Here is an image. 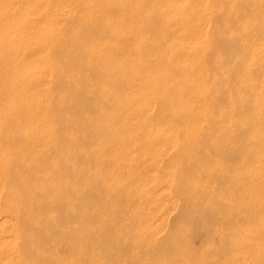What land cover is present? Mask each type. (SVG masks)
<instances>
[{"label":"bare ground","instance_id":"bare-ground-1","mask_svg":"<svg viewBox=\"0 0 264 264\" xmlns=\"http://www.w3.org/2000/svg\"><path fill=\"white\" fill-rule=\"evenodd\" d=\"M213 147L232 163L244 155L247 184L232 183V163L206 164ZM194 163L236 187L201 180L205 198ZM129 164L151 171L143 181L135 169L136 189L128 173L134 193L125 180L120 190L133 196L110 182L113 193L103 169ZM110 221L147 252L173 249L175 264L190 261L186 235L204 222L220 250L208 237L194 255L264 264V0H0V264L116 262L99 249L100 233L116 237ZM60 243L69 257H55Z\"/></svg>","mask_w":264,"mask_h":264},{"label":"rangeland","instance_id":"rangeland-1","mask_svg":"<svg viewBox=\"0 0 264 264\" xmlns=\"http://www.w3.org/2000/svg\"><path fill=\"white\" fill-rule=\"evenodd\" d=\"M211 141L216 142V140H211ZM220 142H221V141H220ZM220 142H219V141L216 142V143H218V145L216 144L217 147H219V146L222 147V146H223V142H222V143H220ZM219 144H220V145H219ZM217 147H213V148H215V149L217 150V153L215 152V149H213V151H214L215 153H214L211 149H210V150H211V153L209 152L210 150H209L208 152H205V153L203 152V153H202V157H204V159L206 160V164H207V163H213L214 160H215V162H216V159H218V161H220V163L222 162V163H221V166H222L223 164H224V165H223L224 167L227 166L228 164L230 165V164L233 162V160L229 162V160H230V158H231V156H232V155L230 154V151L226 149L227 152L224 153V152H223L224 150L221 151V150H219ZM220 151H221L222 153H221ZM218 152H219V153H218ZM228 152H229V154L231 155V156L229 155V159H228V154H227ZM207 154H208V155H207ZM209 154H210V155H209ZM90 157H92V156H90ZM243 157H244V155H241V156H240L241 161L238 160V161H237L238 163H237V162H236V163L234 162L235 164L232 163V164H231L232 166L230 167V168H231V171H230V172L233 173V176H234V174L236 173V174H235V176H236L235 178L237 179V180H236V179H235V180H232V181H233L232 183L237 184V186H238L237 188H239V189L242 187L243 184H244V185L247 184V181H245V179H243V181H245L246 183H245V182H244V183L241 182V181H242V178H241V177H243V176H241V175H243V174H241L242 172H241V171L239 170V168H238V167H240V166H239L240 164L242 165L241 162H243V161H242ZM109 158H110V157H109V155H108V157H107L106 160H108ZM197 158H200L199 155L197 156ZM91 159H92V158L89 159V157H88V159H87V160L89 161V164H90V165H89V171L91 170L90 172L94 173V172H96V171H95L96 168H95L94 165L92 164L93 159H92V160H91ZM190 159H191V158H190ZM238 159H239V158H238ZM202 160H203V159H202ZM88 161H87V163H88ZM91 161H92V162H91ZM208 161H209V162H208ZM239 162H240V163H239ZM107 163H108V162H107ZM237 164H238V165H237ZM92 165H93V167H92ZM132 165L135 167L134 164H129V166L126 165V166L124 167V169L119 168V170H121V174H119V175H117V174L119 173V172L116 171L117 169L113 170V168L111 169V166H110V167L108 166L107 171H106V168L103 169L104 172H105V174H107L106 176H109V177H108L109 179H110V177H115V179H114V180H113V179H110L111 181H109L108 178L105 177V178H106V179H105L104 176H103V179H101V178H102V177H101L99 181H100L101 185H103V186L101 187V185H100V189H102L103 187L106 186V185H104V184H105V180H106V182H107V180H108L110 185H111V183H112V184L115 183L114 185H116V186H115L116 188H117V184L119 185V183H120L121 186L119 185L118 190L116 189L118 193H119L120 187H123V186H124L125 188H126L127 186H130V187H129V189L131 188V189H130V190H131L130 192L134 193L133 190H135L137 187H141V186L143 185L144 182H142V180L144 181V179L147 177V174H149L151 170H148V169H146V168H144V167L141 168V166H139V165H138V166H139V167H138L139 169H138L137 166H136V168L138 169V170H137V169L134 168ZM191 165H193V167L190 169V171H192V169L194 168V169H193V170H194V171H193V175H194V177L190 178V177L193 176V175L188 173V174H189V177H187V179L190 178L189 180H191V183H192V184H194V180L196 181V184H198V185L201 184L202 187H201V185H200V186H199V187H201L200 189L203 188V186H204L203 183H206V182L210 183L211 181H212L211 185H213V187L216 186L215 184H219V185H217V186L220 187V189H218V192H219V193H222V194H224L225 191H226V190L224 191V189H225V188H224V184H225L226 186H227V185L232 186V187L235 186V185L230 184L231 181H230V183L228 184V182H229V180H231V178H230V179H228V178L224 179V177H227V176H224L222 173H221V175H223V179H224L225 181H227V180H228V181H227V183H225V181H224V183H223V181H222L223 185L220 186L221 180L218 179V178H221L222 176L219 177V175L217 174V171H214V172L216 173V175H218V176H217L218 178L215 177V175H214L215 173H214V172L211 171V174H210L208 171H206L207 169L204 167V165H202V167H200V168H198L199 166H197L196 163L191 164ZM236 165H237V166H236ZM106 166H107V164H106ZM130 166H132V167H130ZM211 166H213V164H212ZM233 166H235V167H233ZM104 167H105V165H104L102 168H104ZM90 168H91V169H90ZM102 168H101V170H102ZM132 168H133V170H132ZM225 168H226V167H225ZM230 168H229V166H228V169H229V170H230ZM237 168H238V170L236 171ZM93 169H95V170H93ZM108 169H110V170H108ZM135 169H136L138 175L135 174V173H136ZM142 169H145V170H144L145 172H144ZM221 169H222V168H221ZM226 169H227V168H226ZM226 169L223 168L222 171H219V170H218V171H219V172H223V170L225 171ZM234 169H235V170H234ZM101 170H99V172H101ZM111 170H113L114 172L112 171V172H113V173H112ZM125 170H126V171H125ZM163 170H164V168L160 169L158 173L162 174L161 172H163ZM232 170H234V171H232ZM108 171L111 172L113 175H112L111 173H110L111 175H109V174H108ZM115 171H116V172H115ZM122 171H123V172H122ZM127 171H129V172H127ZM131 171H132V173H134V175H133L132 173H130ZM141 171H143V172H141ZM187 171H189V170H187ZM227 171H228V170H227ZM238 171L240 172L239 174H237ZM104 172L102 171L103 174H104ZM126 172H127V173H126ZM146 172H147V173H146ZM230 172H229V171L227 172L228 175L231 174ZM115 173H116V174H115ZM124 173H125V174H124ZM128 173L131 174L130 176H131L132 178H133V176H134V178H133L134 181H132L133 179H131V181H129V180H128V181H129V182H132L133 186H135V185L138 184L137 186H135V189H134V187H133V188L131 187V186H132L131 183H129L128 181H127V183H129V184L127 185V183H126V180H127V179H130V177L128 176ZM163 173H164V172H163ZM190 173H191V172H190ZM223 173L225 174L226 172H223ZM114 174H115V175H114ZM160 174H159V175H160ZM101 175H102V174H101ZM101 175H100V176H101ZM116 175H117V177H119V178L122 177V176H124V175H125V176L122 177V178H120V179H119V178L116 179V178H117ZM132 175H133V176H132ZM136 175L139 176V177L142 179V180H141V179L139 178L142 184L140 183L139 179H138L137 177H135ZM238 175H240L241 177H239ZM126 176H127V177H126ZM187 176H188V175H187ZM211 177H213V178H211ZM123 178H124V179H123ZM135 178H137V179H135ZM195 178H196L198 181H197ZM239 178H241V179H239ZM192 179H193V180H192ZM210 179H212V180H210ZM213 179H214V180H213ZM216 179H217V180H216ZM221 179H222V178H221ZM232 179H234V177H233ZM115 180H116V181H115ZM119 180H120V181H119ZM122 180H123V181H122ZM124 180H125V182H124ZM201 180L203 181V183H200V182H202ZM218 180H220V181H219L220 183H218ZM238 180H239V181L241 180V181L239 182ZM117 181H119V182H117ZM136 181H138L139 183L136 182ZM214 181H216V183H215ZM235 181H236V183H235ZM110 182H111V183H110ZM122 182L126 183L127 186H125V184L122 183ZM198 182H199V183H198ZM102 183H103V184H102ZM107 183H108V182H107ZM107 183H106V184H107ZM214 183H215V184H214ZM222 183H221V184H222ZM239 183H240V184L243 183V184H242V185H238ZM109 184H107L108 187L105 188L106 190H108L107 188H109V186H110ZM130 184H131V185H130ZM196 184H194V185H196ZM114 185H111L110 187H112V186H114ZM122 185H123V186H122ZM198 185H197V187H198ZM217 186H216V187H217ZM226 186H225V187H226ZM239 186H240V187H239ZM115 187H114V188L112 187V188L114 189V190H113L114 192L111 190L112 188H109V189H110L113 193H115V191H116V190H115ZM124 187H123V188H124ZM219 187H218V188H219ZM235 187H236V186H235ZM123 188H122V189H123ZM223 188H224V189H223ZM132 189H133V190H132ZM126 190H127V192L129 191L128 189H126ZM202 190H203V194H205V195H203V196H205V198H208L207 195H208L209 193L206 194V191H204V188H203ZM202 190H201V191H202ZM214 190H216V189H214ZM222 190H223L224 192H223ZM102 191H103V190H102ZM111 191H109V190H108V191H103V192H102V195L105 194V196H106V192H107V193L109 192L110 194H112ZM123 191L125 192L124 189H123ZM123 191L120 190V193L123 192ZM117 192H116V193H117ZM124 192H123V193H124ZM127 192H125V196H127V197H128V196H133L132 193H128V194H127ZM208 192H209V191H208ZM214 192H216V191H214ZM218 192H217V193H218ZM120 193H119V195H120ZM129 194H132V195H129ZM225 194H226V193H225ZM107 195H108V194H107ZM121 195H122V194H121ZM211 195H212V194H211ZM211 195H209V196H211ZM125 196H124V194H123V198H124ZM120 197H122V196H120ZM125 198H126V197H125ZM125 198H124V199H125ZM127 199H128V198H127ZM129 199H130V197H129ZM206 200H207V199H206ZM125 202H126V200H125ZM127 202H128V201H127ZM125 204H126V203H125ZM127 205H128V203H127ZM127 205H126V206H127ZM101 216L106 217V215H101ZM111 216H112V215H111ZM111 216H109V217H111ZM113 216H115V217H113V218H115V219H113V218H112V219H113V221H115V220H116V215H113ZM120 216H121V215H120ZM120 216L117 215V220H118L120 223H122V224H121L122 226H123L124 223H125V226H126V224H127L128 221H130L132 218H133V219L135 218L134 215H132V216H130V215H125L126 217L124 216L125 218L123 217V220H120V218H119ZM127 216H128L129 218H128ZM133 216H134V217H133ZM140 216H143V215H138V217H140ZM150 216H152V215H150ZM153 216H154V215H153ZM155 216H156V215H155ZM170 216H171V215H170ZM176 216L178 217V215H176ZM196 216H197V215H196ZM198 216H202V215H198ZM204 216H205V215H204ZM206 216H207V215H206ZM209 216H210V215H209ZM213 216L216 217V218L219 217V216L222 217V215H213ZM213 216H211V217H213ZM224 216H225V215H224ZM224 216H223V217H224ZM226 216H233V215H226ZM130 217H131V218H130ZM220 217H219V218H220ZM136 218H137V216H136ZM216 218L214 219L216 222H212V224L214 223L213 226L215 225L214 227H217V228H216V230H217V229L221 228V224H223L224 222H223L222 218L219 219V221L216 220ZM224 218H225V217H224ZM121 219H122V217H121ZM217 219H218V218H217ZM117 220H116V222H118ZM214 220H213V221H214ZM113 221H110V223H109V228H111L113 232L116 231V232H115L116 234L114 233L116 237H115V238H108V239H109L108 241H110V240L112 239V242H111V241H110V242H106V239H107L106 236L103 237V235H101L102 233H100V236H101V237L98 235V236H99L98 238L101 239V241H100V242H101V245H103L104 243H106V246H105V247L108 246L109 249H108V248H104V249H102L103 246H101V247L99 246V247H100L99 249H101L102 252L107 253L108 258H109V257H110V258L113 257V258H111V259H114V258H115V260L118 259V260H117L118 262H117V261L114 262V261H111V260H108V259H107L108 261H107V260H102V261H103L104 263H107V264L109 263V261H110L112 264H113V262H114V263H118V264H155L154 262H152V259H150V254H151L152 252H151V251L147 252V249L145 248L146 245L144 244V241H143L142 239H139V237H137V236L135 235V233H133V232H135V231L131 228L132 226H130V230L128 229V231H131V230H132V231H131V234H132L133 236H132V235L130 234V232H128V231H127L128 233L126 234V230H127L126 228H127V227H124L125 229H124V228L122 229V227H121V231H122V230H125L124 232H125V236H126V237H125V236H121L120 229H118V228H120V227H118L119 225L117 224V228H116L115 226H113V225H116L115 223H113V225H112V222H113ZM123 221H124V222H123ZM126 221H127V222H126ZM220 221H222L223 223H221ZM190 222H191V221L189 220V218H186V220H185V222H184V227H185L186 229H188V228L190 227V226H189V225H190ZM204 224H205L204 222H203L202 224H201V222H199V225H200L199 228H200V229L197 230V233H194L195 236H193L194 234H189V233L186 235V243H187V242L190 243V244L187 243V244H188V250L190 249V250H189V251H190L189 253H190V255H191V253H192V255L195 256V257L191 256V258L193 257L192 259H194V261H193V260L191 261V258H190V261H188L187 264H193V262H197L198 264H199V262H200V264H201V263H203V261H202L203 259L208 258V256H209L208 254L210 253V252L208 253L209 249H205V248L202 247V245L204 244V241L206 240V238L208 239V237H209V240H208V241H211V242L213 243V244H211V242H210V244H209L210 247H211V246H212V247H216V246H217V248H214V249L217 250V249L219 248L218 250H220V246H219L220 242H218V241H220V238H219V236H217V235L219 234V232L217 231L218 234H216V235L213 234V233H215V232H213V233L210 232V233L213 234V235H210V234H208V235L212 236V238H211L210 236L207 237V233H205V232L203 231V230H205V229L203 228V225H204ZM219 225H220V226H219ZM112 226H113V228H114V227L116 228V229L114 228L115 231L113 230ZM205 226H206V225H205ZM187 227H188V228H187ZM201 227H202L203 229H202ZM218 227H219V228H218ZM128 228H129V227H128ZM214 229H215V228H214ZM109 230H110V229H109ZM109 230H108V231H109ZM214 231H215V230H214ZM109 232H111V230H110ZM124 232H123V233H124ZM98 234H99V233H98ZM114 234L111 232V234H109V235L112 237V236H114ZM128 234H130L131 236H129ZM205 234H206V236H205ZM107 235H108V234H107ZM109 235H108V236H109ZM122 235H123V234H122ZM127 235H128V236H127ZM188 235H191V236H188ZM96 236H97V235H96ZM110 236H109V237H110ZM102 237L105 238V239L102 240ZM123 237H125L126 239L120 240L121 243L118 242L119 238H123ZM127 237H128V240H130L129 242H127V241H128V240H127ZM129 237H130V239H129ZM131 237H137V238L134 240V238H131ZM189 237H190V239H189ZM99 239H98V241H99ZM132 239H133L134 241H133ZM124 240H126V241H124ZM140 240H141V242H143V243H141ZM103 241H105V242H103ZM123 241H124V242H123ZM160 241L162 242V240H160ZM160 241H158V242H160ZM206 241H207V240H206ZM206 241H205V243L207 244ZM122 242L124 243V245H123ZM130 242H131V243H130ZM102 243H103V244H102ZM118 243H119V246H118ZM125 244H126V245H129V246L126 247ZM133 244H134V245L136 244V245H135V248H134ZM141 244H143V245H141ZM158 244H160V245L162 246L161 243H158ZM120 245H123V246H120ZM131 245H132V246H131ZM189 245H191V248H189V247H190ZM214 245H215V246H214ZM48 246L50 247V245H48ZM63 246H64L63 243H60L59 246H57V245H53V246H51V249L53 250V253L55 254V257H57L58 259H64V258H66V257H69V253H70V252H69V249H70V248L67 249V248H66V245H65L64 248L67 249V250H64ZM157 246H158V245H157ZM161 246H160V247H161ZM203 246H205V245H203ZM122 247H124V249L126 250L125 255H124V253H123V255L120 254L121 252L119 253V251L122 249ZM129 247H130V248H129ZM158 247H159V246H158ZM158 247L156 248L155 251L160 252V250H161V253L155 252V253H156V254H155V253H154V250H153V253H152V254H153V255L155 254L154 257L160 255V258H161V257L163 258V257L165 256L163 259H161V260H163V261H161V264H173V262H174V264H175V262H176L175 260H177V259H175L174 257H177V258H178L177 255H179V253L174 252L173 249H172V250L169 249V250H170L171 252H173L174 254H172L170 251H169L170 253L168 254V252H166V250H164V251L166 252V253L164 254V253L162 252V249L157 250ZM201 247H202L203 250H204V249H205V250H208L207 252L204 251V252L208 253V254H207L208 256H205V258H203V257H204V255H206V254H203L204 252H202V251H201V252H202L201 254H202L203 256L200 254V252H197L198 254L196 253L197 255H196V254L194 255V253H195L196 251H200V250H201V249H200ZM119 248H120V250H118ZM127 248H128V249H127ZM133 248H134V249H133ZM145 249H146V250H145ZM96 250H98V247H97ZM191 250H192V252H191ZM65 251H68V252L66 253ZM93 251H94V250H93ZM98 251H99V250H98ZM109 251H110V254H109ZM167 251H168V250H167ZM214 251H215V250H214ZM124 252H125V251H124ZM218 252H219V251H218ZM91 253H92V254H91ZM91 253H89V255H90V254H91V255H94V254H93L94 252H91ZM175 253H176L177 255H176ZM157 254H158V255H157ZM166 254H168L169 256L166 255ZM120 255H121V256H120ZM161 255H162V256H161ZM163 255H164V256H163ZM210 255H211V253H210ZM119 256H120V257H119ZM166 256H167V257H166ZM196 256H197V257H196ZM223 256H225V257L227 258V257L229 256V254L226 253V255H222V257H223ZM88 257L90 258V257H92V256H88ZM154 257H153V258H154ZM158 257H159V256H158ZM199 257L202 258V260H201ZM213 257H214V256H213ZM213 257H212V256H209V260L206 259L208 262H206V260H204V261L208 264L209 261H212ZM217 257H218L217 259L214 258L215 260H213V262H214V261H215V262L217 261V263H218L219 256H217ZM225 257H224V258H225ZM196 258H199V259H197V261H195ZM239 258H240V257H239ZM198 260H199V261H198ZM223 260H224V259H223ZM223 260H222V259H219L220 264H223ZM239 260H240V259H239ZM241 260H242V259H241ZM86 261H87V263H89L88 261H90V260H86ZM201 261H202V262H201ZM191 262H192V263H191ZM205 262H204V263H205ZM213 262L210 263V264H213ZM85 263H86V262H85ZM87 263H86V264H87ZM204 263H203V264H204ZM158 264H159V263H158ZM214 264H215V263H214Z\"/></svg>","mask_w":264,"mask_h":264}]
</instances>
